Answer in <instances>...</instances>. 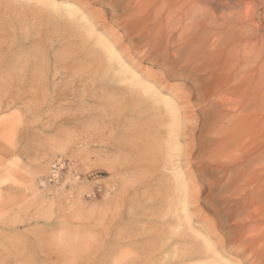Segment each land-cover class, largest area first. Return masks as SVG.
I'll use <instances>...</instances> for the list:
<instances>
[{
	"label": "rangeland",
	"instance_id": "obj_1",
	"mask_svg": "<svg viewBox=\"0 0 264 264\" xmlns=\"http://www.w3.org/2000/svg\"><path fill=\"white\" fill-rule=\"evenodd\" d=\"M0 264H264V0H0Z\"/></svg>",
	"mask_w": 264,
	"mask_h": 264
},
{
	"label": "bare ground",
	"instance_id": "obj_2",
	"mask_svg": "<svg viewBox=\"0 0 264 264\" xmlns=\"http://www.w3.org/2000/svg\"><path fill=\"white\" fill-rule=\"evenodd\" d=\"M193 7H195L194 5H193ZM196 9V8H195ZM194 12H195V10H194ZM90 26V25H89ZM91 33V34H94V29H93V27H89V29H88V33ZM90 35V34H89ZM103 43H101L102 45H105V47L108 49V51H110L109 53H114V49L112 48V46L111 45H109L106 41H104L103 39L101 40ZM114 56V55H113ZM112 56V57H113ZM131 75H134V74H131ZM140 81V80H139ZM184 184V183H183ZM184 186H185V184H184ZM184 192V191H183Z\"/></svg>",
	"mask_w": 264,
	"mask_h": 264
}]
</instances>
